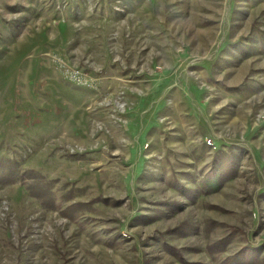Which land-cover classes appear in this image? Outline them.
Wrapping results in <instances>:
<instances>
[{"label":"rangeland","instance_id":"rangeland-1","mask_svg":"<svg viewBox=\"0 0 264 264\" xmlns=\"http://www.w3.org/2000/svg\"><path fill=\"white\" fill-rule=\"evenodd\" d=\"M0 264H264V0H0Z\"/></svg>","mask_w":264,"mask_h":264}]
</instances>
